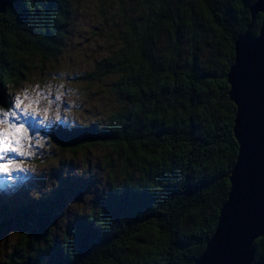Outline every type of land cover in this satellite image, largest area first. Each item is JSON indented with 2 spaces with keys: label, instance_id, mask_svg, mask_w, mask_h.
Returning a JSON list of instances; mask_svg holds the SVG:
<instances>
[{
  "label": "trees",
  "instance_id": "1",
  "mask_svg": "<svg viewBox=\"0 0 264 264\" xmlns=\"http://www.w3.org/2000/svg\"><path fill=\"white\" fill-rule=\"evenodd\" d=\"M84 1L10 0L0 13V105L10 108L9 93L64 52ZM113 1L111 50L90 78L111 80L118 108L40 125L74 155L114 153L104 161L107 184L69 175L66 187L30 203L0 199V227L21 234L0 264H195L216 231L239 154L228 73L255 0ZM262 22L259 14L254 35ZM91 187L92 206L54 237L66 197L80 202L77 192ZM255 246L264 261V236Z\"/></svg>",
  "mask_w": 264,
  "mask_h": 264
},
{
  "label": "rangeland",
  "instance_id": "2",
  "mask_svg": "<svg viewBox=\"0 0 264 264\" xmlns=\"http://www.w3.org/2000/svg\"><path fill=\"white\" fill-rule=\"evenodd\" d=\"M110 1L105 5L102 0L84 1L81 5L83 12L79 13L75 27L65 39L64 52L45 69L38 67L30 74L28 82L13 94L9 93L10 108L3 103L0 105V110L10 112L14 110L13 105L19 97L23 103L15 111L32 113L43 121L31 128L26 125L28 130L23 133L22 150L29 154L17 156V161L22 160L23 163L13 165L14 169L18 167L24 171L0 174V199L10 197L15 202L30 203L36 195L53 194L58 187H66L69 175L79 178L86 175L83 185H87L89 176H96V182L101 185L107 182L104 161L109 156L116 160L114 153L110 154L108 149L97 146L78 156L74 155L41 133L40 125L49 126L58 121L63 124L85 123L103 118L102 114L118 108L111 80L90 78L100 60L111 50V41L107 38L108 29L113 31L110 26ZM77 77L89 78L76 81ZM8 121L13 122L11 117H8ZM8 130V123L0 124V131ZM91 188L92 191L77 192L76 196L81 197L80 202L72 195L66 197L55 215L57 225L54 237L60 239L68 224L74 223L79 213L92 206L97 189ZM2 221H5L3 216ZM8 227H0V262L14 251L21 235L14 227Z\"/></svg>",
  "mask_w": 264,
  "mask_h": 264
},
{
  "label": "water",
  "instance_id": "3",
  "mask_svg": "<svg viewBox=\"0 0 264 264\" xmlns=\"http://www.w3.org/2000/svg\"><path fill=\"white\" fill-rule=\"evenodd\" d=\"M9 2L0 0V13ZM250 10L252 22L237 37L235 61L228 73L230 96L237 106L238 159L216 231L195 264H264L257 259L255 246L264 236V0H255ZM259 14L263 22L254 35Z\"/></svg>",
  "mask_w": 264,
  "mask_h": 264
},
{
  "label": "snow or ice",
  "instance_id": "4",
  "mask_svg": "<svg viewBox=\"0 0 264 264\" xmlns=\"http://www.w3.org/2000/svg\"><path fill=\"white\" fill-rule=\"evenodd\" d=\"M23 101L17 97L13 109L10 112H4L0 110V124L8 123V131H0V174H11L13 171L19 173L23 172L22 168H13L16 163H23V161H17V156H25L29 153L22 150V139L23 133L27 131L28 128L33 127L34 124H41L43 121L38 120V118L32 113L26 111H15V109H20ZM8 117L12 118L13 122L8 121Z\"/></svg>",
  "mask_w": 264,
  "mask_h": 264
}]
</instances>
